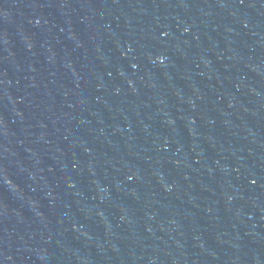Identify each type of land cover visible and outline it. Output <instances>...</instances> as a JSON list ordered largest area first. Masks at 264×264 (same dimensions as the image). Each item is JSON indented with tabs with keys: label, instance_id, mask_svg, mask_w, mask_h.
<instances>
[{
	"label": "water",
	"instance_id": "1",
	"mask_svg": "<svg viewBox=\"0 0 264 264\" xmlns=\"http://www.w3.org/2000/svg\"><path fill=\"white\" fill-rule=\"evenodd\" d=\"M0 264H264V0H0Z\"/></svg>",
	"mask_w": 264,
	"mask_h": 264
}]
</instances>
